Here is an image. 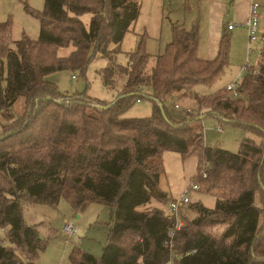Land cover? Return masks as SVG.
I'll list each match as a JSON object with an SVG mask.
<instances>
[{"label":"trees","instance_id":"trees-1","mask_svg":"<svg viewBox=\"0 0 264 264\" xmlns=\"http://www.w3.org/2000/svg\"><path fill=\"white\" fill-rule=\"evenodd\" d=\"M139 14L137 0H44L37 40L12 41L10 21L0 22L1 128L25 116L0 134V228L8 242L0 243V264H35L46 246L36 224L25 222L23 202L57 207L61 200L73 214L94 202L111 211L101 256L74 247L71 264H264V43L257 72L247 67L242 95L232 98L228 83H219L229 66L228 36L210 60L197 55L198 29L177 23L162 53L146 52L142 40L122 52ZM61 48L72 50L60 56ZM97 57L107 59L97 72L114 100L67 95L51 80L63 71L84 76ZM144 99L150 116H125ZM186 99L195 102L193 113L175 116L172 106ZM208 116L244 132L237 151L205 146ZM164 151L196 157L190 183L204 184L215 198L214 208L193 205L188 226L181 215L171 248L175 218L139 210L152 199L167 201L159 188ZM207 226L223 229L215 234Z\"/></svg>","mask_w":264,"mask_h":264},{"label":"rangeland","instance_id":"rangeland-1","mask_svg":"<svg viewBox=\"0 0 264 264\" xmlns=\"http://www.w3.org/2000/svg\"><path fill=\"white\" fill-rule=\"evenodd\" d=\"M139 3H141L140 14L130 28V33L126 36L124 45L121 46L122 52L128 51L125 48H130L129 42L131 43L134 38L137 41H143V47L146 52L152 55L162 53L166 45L172 40L171 24L176 19H181L182 15V17L184 16L183 19L190 18L192 23L199 19V52L204 54L207 44L208 0H191L190 5L185 2L189 8H185L181 0H168V3H165V0H140ZM230 3L231 1L227 4L230 6ZM43 8L44 0H0V22L10 21L12 41L19 40L22 36H27L31 40L38 39L39 21L36 16L42 12ZM82 19L87 24L88 16H83ZM188 23L190 25V22ZM250 47L251 51L247 58L244 54L243 46L241 47L237 43L234 47L233 52L230 53L229 66L219 82L221 86L233 80L237 85H241L243 78L248 73V68L245 67L246 63L249 67H257L262 43L253 41ZM62 49L64 48L60 49L59 54H62ZM116 60L118 63L123 64L125 62L124 53L118 54ZM107 63L105 58H95L88 65L84 76L80 75L79 72L70 71L54 74L58 78L56 85L59 91L67 95L85 92L91 98L100 101L114 100L116 93L104 86L97 72L105 67ZM253 68L251 69L253 70ZM73 74L77 76L72 78ZM181 102L189 105L188 107L195 106L193 100L186 99ZM22 110V99H20L15 105V111L20 115L23 112ZM151 113L152 105L149 100L144 99L135 102L126 111L125 116L147 117ZM24 119L25 116L21 120L19 119V121L1 128L4 120L0 117V134L10 128H17L24 122ZM202 125L204 144L207 147H221L229 151H237L245 135L239 127L227 125L221 127L215 118L209 116L202 120ZM219 127L222 128L223 132H219ZM162 159L164 173L159 179V188L162 192H165L167 201L164 200V202L160 203L152 199L150 203L141 206L139 210L150 211L159 208L164 213H169L168 203L172 199L180 198L185 190L193 186L190 181L198 172L196 157L182 158L176 152L164 151ZM198 185L201 187L200 191H188L187 197L190 205L182 208L180 212V216L182 215L185 219L186 226L191 224L194 219L195 214L192 211L194 204L200 203L207 208H214L215 206V198L204 191V184ZM22 206L25 222L36 224L41 236L46 240V246L38 254L35 264H71L69 255L74 247H79L96 257L101 256L107 240V228L104 227L112 222L111 211L105 205L91 203L78 214H73L65 200H61L57 207L46 204H29L27 202H23ZM65 219L73 222L78 229L77 236L72 238L70 244L67 245L63 243L60 237V226ZM208 227L203 229L215 234L220 231V229ZM1 240L5 242V246H8L6 232L0 228Z\"/></svg>","mask_w":264,"mask_h":264},{"label":"crops","instance_id":"crops-1","mask_svg":"<svg viewBox=\"0 0 264 264\" xmlns=\"http://www.w3.org/2000/svg\"><path fill=\"white\" fill-rule=\"evenodd\" d=\"M138 1V0H137ZM230 6L228 5L229 2ZM252 0H208V11H207V20H206V49L204 54L199 52V39H200V34H199V29H200V24H199V19L198 21L195 20L193 23L190 18L183 19L184 16L181 19H176L172 24L177 23L182 25L185 29L190 30L194 27L198 29V48H197V55L200 58L203 59H213L217 55L218 51V45L219 41L221 39L222 35H226L230 39V51H229V57L230 53L233 52L234 47L239 43L241 47H244V54L246 55V58L251 51V42L249 43L248 41V35L246 32V29L244 27H235L232 30L227 29V25L230 23H236V22H242L244 21L247 16L249 15V9H250V2ZM259 2V15H260V26L264 30V0H256ZM140 2V0H139ZM187 4H191V0H181V3L184 4L185 8H189ZM165 3H168V0H165ZM228 3V4H227ZM140 8H141V3H140ZM199 18V17H198ZM190 22V25L189 23ZM171 24V25H172ZM188 26V27H187ZM130 33L129 31L125 34L123 41L121 43V46L124 45L126 36ZM171 36H172V31H171ZM239 39V40H238ZM260 42V41H256ZM263 45V42H261ZM254 44V43H253ZM137 45V40L133 38L132 42H129L130 48H125V50L132 51ZM262 48V47H261ZM261 48L259 51V58H260V52ZM62 54H59L60 56H66L71 52V48H64L62 49ZM60 49L58 50L59 53ZM230 61V59H229ZM57 76L53 75L51 77V80L54 81L57 84ZM183 106H189L187 104H182ZM173 114L177 117H179L182 112L181 111H174ZM223 132V131H222ZM96 203V202H94ZM101 204V203H98ZM103 205V204H102ZM159 209V208H158ZM107 225H105L104 228H107ZM51 229V228H50ZM220 231H222L223 227H219ZM40 232V231H39ZM107 234V233H106ZM107 243V240H106ZM5 244V243H4ZM79 248V247H78Z\"/></svg>","mask_w":264,"mask_h":264},{"label":"built area","instance_id":"built-area-1","mask_svg":"<svg viewBox=\"0 0 264 264\" xmlns=\"http://www.w3.org/2000/svg\"><path fill=\"white\" fill-rule=\"evenodd\" d=\"M259 6L260 5L258 1L252 0L250 2L249 15L247 16V18L242 22L228 24L227 29L232 30L235 27H244L248 35L249 43L253 41H260L264 43V30L260 26V15L258 11ZM245 67L246 68L249 67L247 63ZM253 72L256 73L257 69L255 68ZM74 76L75 75H73L72 78H75ZM225 89L232 98H238V97H241L242 95L241 90H240V85H237L234 80L228 83L225 86ZM172 109L176 111H181L184 117L186 118L189 117L193 113V110L191 109V107H188V106L184 107V106L179 105L178 103H175L172 106ZM200 113L201 112H199V114ZM218 130L219 132L223 131L222 128L220 127ZM192 185L193 186L191 188L185 190V192L182 194L180 198L172 199L168 203L169 214H171L175 218V225L169 231V234H168L170 237V241H169L170 248L172 247V238H173L175 231L179 230L184 225V221L180 216V212L182 208H184L189 203V199L187 197L188 191L189 190H199V185L197 183H193ZM77 233H78V229L73 222H71L68 219H65L62 222L60 226V235L65 245L70 244L72 238L77 236ZM0 243L4 244V241L1 240Z\"/></svg>","mask_w":264,"mask_h":264}]
</instances>
